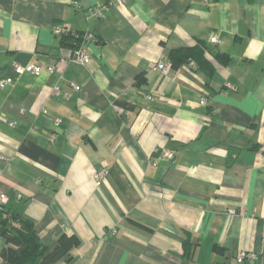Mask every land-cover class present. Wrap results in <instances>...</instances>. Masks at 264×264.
Wrapping results in <instances>:
<instances>
[{
  "label": "crops",
  "instance_id": "1",
  "mask_svg": "<svg viewBox=\"0 0 264 264\" xmlns=\"http://www.w3.org/2000/svg\"><path fill=\"white\" fill-rule=\"evenodd\" d=\"M109 1L0 0V78L14 79L0 88L5 204L48 251L80 238L55 264H183L188 237V264H264V0H124L89 14ZM57 24L95 34L89 63ZM199 40L230 62L211 77L196 63L156 68ZM14 61L55 71L17 74ZM243 250L257 257L240 262Z\"/></svg>",
  "mask_w": 264,
  "mask_h": 264
},
{
  "label": "trees",
  "instance_id": "2",
  "mask_svg": "<svg viewBox=\"0 0 264 264\" xmlns=\"http://www.w3.org/2000/svg\"><path fill=\"white\" fill-rule=\"evenodd\" d=\"M63 36L74 40L69 34ZM230 59V54L226 52L212 54L207 43L201 40L193 46L174 49L169 54V62L174 68L194 62L209 77L213 76L216 63L228 64ZM0 236L5 242L0 255V264H55L68 256L72 248L80 244V238L75 233L66 232L60 236L56 247L48 251L33 222L11 205L1 203ZM192 254L193 250L188 237L184 240L185 262L183 264H188L193 258Z\"/></svg>",
  "mask_w": 264,
  "mask_h": 264
},
{
  "label": "built area",
  "instance_id": "3",
  "mask_svg": "<svg viewBox=\"0 0 264 264\" xmlns=\"http://www.w3.org/2000/svg\"><path fill=\"white\" fill-rule=\"evenodd\" d=\"M120 2H124V0H110L108 3L105 4H98L94 7H91L88 9L89 14L91 15H96L99 17H104L106 14L107 9H109L110 6H116ZM75 5H78V1L74 2ZM54 32L57 35H71L74 38V41H76V49H75V54H74V60L83 64H87L90 62V57L87 54V47L88 44L96 39V36L93 32L86 31V32H81L78 33L70 28L68 24H57L54 27ZM210 41L212 43H218L219 38L216 34L211 36ZM192 66H194V62H191ZM13 68L16 71L17 74H23L25 72H30L32 74L38 75L42 71L47 70L51 73L55 71V66L49 65V66H43L42 64L35 63L33 61H30L26 64H22L18 61H14L13 63ZM156 68L159 69L163 75H166L173 66L169 61H165L163 59H160L157 64ZM14 82V79L12 77H3L0 78V88H4L7 85L11 84ZM71 85L73 88L76 90L81 89V85L76 83V82H71ZM69 95L68 92L64 93V96L67 97ZM148 99H152L153 96L151 94L147 95ZM207 101V100H206ZM205 101V102H206ZM15 122H11V125H14ZM54 124L56 127H58L61 124V119L56 117L54 119ZM59 134V129H55L52 133V139H55L56 136ZM173 152L170 150H164L163 156L165 158H170L172 157ZM105 169L98 170L95 174L96 178L99 180L101 177L104 176L105 174ZM8 196L6 194H0V203L5 204L8 201ZM264 240V237H263ZM257 257V254L253 251H240L237 255V259L240 262L244 261H252Z\"/></svg>",
  "mask_w": 264,
  "mask_h": 264
}]
</instances>
